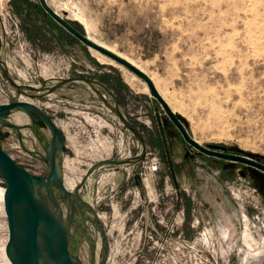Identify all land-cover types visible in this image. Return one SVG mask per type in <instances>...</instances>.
Masks as SVG:
<instances>
[{
    "label": "rangeland",
    "instance_id": "obj_1",
    "mask_svg": "<svg viewBox=\"0 0 264 264\" xmlns=\"http://www.w3.org/2000/svg\"><path fill=\"white\" fill-rule=\"evenodd\" d=\"M45 1L164 101L40 0H0V105L30 102L59 129L66 192L44 197L79 263L264 264V171L198 150L168 113L207 151L264 164V0ZM51 136L21 110L0 120L4 151L36 176Z\"/></svg>",
    "mask_w": 264,
    "mask_h": 264
},
{
    "label": "water",
    "instance_id": "obj_2",
    "mask_svg": "<svg viewBox=\"0 0 264 264\" xmlns=\"http://www.w3.org/2000/svg\"><path fill=\"white\" fill-rule=\"evenodd\" d=\"M40 1L47 13L68 32L89 47H92L100 53L114 59L132 70L141 78L145 79L153 90L155 97L164 102L162 97L154 89L150 77H148L143 71L124 60L122 57L109 52L78 33L70 24L52 11L45 0ZM72 82L73 80H69L62 83L60 86ZM58 87H53L50 91H54ZM14 110L24 111L32 118L35 116L38 117L41 122L49 127L52 136L49 146L50 171L46 178L33 175L23 167L19 166L16 161L4 151L0 144V179L6 183L3 201L9 231V238L5 247L6 257L10 264H43L45 261H50L53 264H78L80 261L76 259L70 249L69 228L64 223L61 211L59 212L57 210L59 216L54 214L42 200L46 193L51 194L52 185H55L58 189L66 192L60 177L59 161L61 154H59V152L61 153L63 140L59 133V129L54 121L38 106L25 101H16L0 105V120H3L8 113ZM168 113L178 125L179 130L185 139L198 150L212 156L249 164L264 171V164L262 163L243 157H233L230 155L209 152L198 146L187 135L178 118H176L170 110H168ZM41 189L43 192H40ZM54 205L55 208H57L56 203Z\"/></svg>",
    "mask_w": 264,
    "mask_h": 264
},
{
    "label": "bare ground",
    "instance_id": "obj_3",
    "mask_svg": "<svg viewBox=\"0 0 264 264\" xmlns=\"http://www.w3.org/2000/svg\"><path fill=\"white\" fill-rule=\"evenodd\" d=\"M17 121H21V119L19 118ZM59 154H60V152H59ZM59 159V158H58ZM46 196H47V193L45 194ZM44 195V196H45ZM48 195L50 196V197H52V195L50 194V193H48ZM42 200H43V202L46 204H48V205H50V203L49 202H47V198L45 199V197H43L42 198ZM56 200V199H55ZM74 206V205H73ZM50 209H51V207H50ZM51 211H52V209H51ZM55 214V213H54ZM77 259V258H76ZM43 264H53L52 262H50V261H45Z\"/></svg>",
    "mask_w": 264,
    "mask_h": 264
},
{
    "label": "built area",
    "instance_id": "obj_4",
    "mask_svg": "<svg viewBox=\"0 0 264 264\" xmlns=\"http://www.w3.org/2000/svg\"><path fill=\"white\" fill-rule=\"evenodd\" d=\"M148 170H149L151 173L157 172V170H158V165H157L156 163H151V165L149 166Z\"/></svg>",
    "mask_w": 264,
    "mask_h": 264
},
{
    "label": "flooded vegetation",
    "instance_id": "obj_5",
    "mask_svg": "<svg viewBox=\"0 0 264 264\" xmlns=\"http://www.w3.org/2000/svg\"><path fill=\"white\" fill-rule=\"evenodd\" d=\"M214 151H216V150H214ZM249 165V164H248ZM251 166V165H250ZM254 167V166H253ZM258 169V168H257Z\"/></svg>",
    "mask_w": 264,
    "mask_h": 264
}]
</instances>
